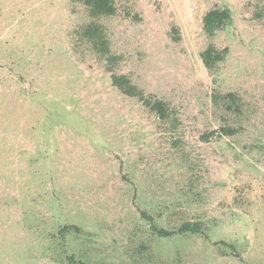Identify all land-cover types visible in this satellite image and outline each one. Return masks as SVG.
Instances as JSON below:
<instances>
[{
    "label": "rangeland",
    "instance_id": "374dc122",
    "mask_svg": "<svg viewBox=\"0 0 264 264\" xmlns=\"http://www.w3.org/2000/svg\"><path fill=\"white\" fill-rule=\"evenodd\" d=\"M215 6L232 23L210 72ZM94 20L113 64L82 34ZM245 263L264 264V0H118L98 19L80 0H0V264Z\"/></svg>",
    "mask_w": 264,
    "mask_h": 264
},
{
    "label": "trees",
    "instance_id": "16d2710c",
    "mask_svg": "<svg viewBox=\"0 0 264 264\" xmlns=\"http://www.w3.org/2000/svg\"><path fill=\"white\" fill-rule=\"evenodd\" d=\"M88 8L89 14L92 18L98 19L102 16L113 15L117 12L118 0H80ZM131 1V0H127ZM232 23V12L228 7L215 6L209 9L203 17L204 30L211 42L208 47L201 53L202 60L210 72L218 71L221 65L226 61L229 53L228 47L219 48L213 41L217 33L225 29ZM82 34L87 38L93 48L107 60L113 64L118 59V56L112 52L110 42L105 32L104 26L99 21H92L85 25L82 29ZM112 81L124 94L138 97L139 100L157 116L162 119L171 117L172 108L165 100L160 99L155 95H147L143 90L139 89L127 75H120L113 73ZM226 97L236 99V95L232 92L226 94ZM186 231L199 232L200 227L198 223L187 222L184 223L179 232ZM161 236L171 235L172 232L164 229L158 231ZM248 264V263H245Z\"/></svg>",
    "mask_w": 264,
    "mask_h": 264
}]
</instances>
